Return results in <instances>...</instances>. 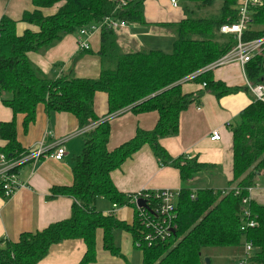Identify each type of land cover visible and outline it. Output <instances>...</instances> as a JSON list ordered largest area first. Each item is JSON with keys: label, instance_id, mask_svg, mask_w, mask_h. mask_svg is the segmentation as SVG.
Returning a JSON list of instances; mask_svg holds the SVG:
<instances>
[{"label": "trees", "instance_id": "16d2710c", "mask_svg": "<svg viewBox=\"0 0 264 264\" xmlns=\"http://www.w3.org/2000/svg\"><path fill=\"white\" fill-rule=\"evenodd\" d=\"M182 1L186 19L170 27L174 38L169 52L152 49L125 53L116 32L102 29L98 52L101 72L96 79L76 78L72 72L47 76L28 55L47 52L66 36H75L108 17L129 25H146V0H131L126 6H120L118 0H30L32 9L25 10L19 20L8 15L0 18L2 104L15 117L25 116L24 131L35 121L40 105L45 106L47 113L73 114L79 128L85 131L83 150L73 159V185L55 187L49 196L72 199L71 216L42 231L24 233L18 242L0 240V264H40L52 246L68 240H82L86 246L79 264H93L98 230L104 233V249L118 258L124 257L114 243V233L122 230L131 234L136 249L142 252V264H207V259L212 264L208 252L214 249L229 250L230 264H236L247 243L253 245L252 264H264V204L254 200L247 206L242 203L249 197L248 188L256 185L259 177L264 180V103L254 100L229 125L233 136V178L228 190L189 188L188 183L209 166L195 158H173L161 145L162 139L179 135L182 114L192 105L199 107L205 93L221 99L244 90L216 81L214 69H209L237 45L235 35H224L220 29L238 21L241 0ZM217 2L221 3L219 10L204 16L203 11ZM262 3L251 9V24L242 36L244 42L264 37V0ZM56 7L54 13L46 14ZM20 25L28 27L21 34ZM244 72L252 85H264V46L245 65ZM190 80L203 89L185 94L183 84ZM98 93L107 96L108 111L104 117L95 111ZM128 110L136 115L156 112L157 124L151 131L138 129L134 138L110 151L109 119ZM0 139L7 143L0 154L8 162L29 155L18 141L15 119L0 123ZM145 146L161 166L178 170L185 185L179 191L170 237L157 238L151 246L144 241L149 231L131 198L134 194L121 193L111 178L112 172ZM236 189L240 191L238 195ZM3 195L0 181V196ZM100 198L114 207H133L132 225L100 212L96 206ZM157 207V203L150 202L151 211ZM246 210L256 226L243 231Z\"/></svg>", "mask_w": 264, "mask_h": 264}, {"label": "crops", "instance_id": "0c3cea01", "mask_svg": "<svg viewBox=\"0 0 264 264\" xmlns=\"http://www.w3.org/2000/svg\"><path fill=\"white\" fill-rule=\"evenodd\" d=\"M170 1L146 0L144 4L146 25L128 24L126 29L119 31V34L116 32L118 44L123 52L133 53L138 49L153 48L154 46L141 39L143 37L159 40L167 36L165 39L170 38L169 40L173 42L170 27L186 19V14L181 7L174 8ZM31 9L30 0L8 2L0 0V18L8 15L19 20L25 10ZM166 30H169L168 33ZM100 35L98 32L91 38V52L78 51L76 35H69L46 54L30 53L28 56L47 76L59 77L63 72H72L76 78L96 79L101 72L98 57L101 47ZM61 64V68L58 69ZM213 74L216 81L223 82L229 88L244 90L221 99H217L210 92L206 93L199 107L192 105L182 114L179 135L161 140V145L173 158L180 156L195 158L199 163L209 166L188 183L192 190L230 188V181L233 178V136L229 125L255 100L249 89L245 90L246 75L238 63L215 67ZM202 89V85L192 80L183 84L185 94L196 93ZM94 105L99 117L107 114L105 94L98 93ZM13 119L16 121L18 141L22 148L29 152L30 157L39 151L42 152L39 160L28 159L20 167L18 180L23 187L10 199L0 196V240L18 242L24 233L42 231L51 224L71 216L72 199L63 196L49 199V196L55 187L73 185V159L83 150L85 131L79 128L78 119L73 114L47 113L44 105L38 106L35 121L30 124L27 131H24L25 116L15 117L13 112L2 104L0 98V123L11 122ZM109 120L111 137L108 149L113 151L134 138L138 129L153 130L158 121V114L152 112L136 115L128 110ZM214 130L221 133L222 138L219 142L210 139ZM6 145L7 143L0 139V149ZM60 145L65 148L66 156L62 161H55L51 155ZM111 178L116 188L127 195L144 190L180 191L185 186L181 182L179 171L161 166L148 146L128 159L119 170L112 172ZM252 196V200L264 204V185L256 189ZM96 206L105 215H115L118 220L128 225H132L134 221L135 211L131 206L114 208L104 198L98 199ZM124 234L126 244L123 243L119 248L124 258H118L104 249V233L98 230L97 256L93 264H129L131 256L129 245L131 244L135 250L136 247L131 234L125 231ZM85 253L86 246L82 240H68L52 246L48 256L40 264H79Z\"/></svg>", "mask_w": 264, "mask_h": 264}, {"label": "built area", "instance_id": "2783aa9c", "mask_svg": "<svg viewBox=\"0 0 264 264\" xmlns=\"http://www.w3.org/2000/svg\"><path fill=\"white\" fill-rule=\"evenodd\" d=\"M120 6H126L131 0H118ZM171 5L174 8H178V1L171 0ZM262 0H241V4L238 11V21L234 24H225L221 27L220 32L224 35H235L237 39L236 47L224 56L221 60L216 62L214 65L210 66L209 69H214L215 67L222 66L228 63H238L244 70L245 65L251 61L264 46V37L253 40L250 42H244L242 36L251 24V9L257 6H262ZM128 24L124 21L115 18H105L100 24L92 25L90 27H85L81 29L77 37L78 51L85 52L91 49V38L102 29H108L112 31H119L126 29ZM245 74V72H244ZM247 80V78H246ZM246 86L249 91L254 96L255 100L264 103V85H252L248 80L246 81ZM222 136L219 130L212 131L210 137L211 141L219 142ZM42 152L27 155L21 160L8 162L4 154H0V181L2 183V188L4 191L3 198L10 199L13 195L23 187L18 180V173L14 172L25 163L28 159L39 160L41 158ZM66 156L65 148L60 145L57 147L56 151L51 155V158L55 161H62ZM255 188H258V184L253 187L248 188L249 197L244 198L242 203L247 206L252 200V195ZM239 189H236V195L239 194ZM179 196V191L171 189H163L157 191H140L132 195V200L136 204L139 217L142 220V224L149 233L144 235V241L151 246L153 242L160 238L161 240H166L170 237L171 232L174 228L173 222L175 219V209L176 203ZM192 198H194L192 196ZM139 200H144L146 202L147 208H141L137 205ZM157 203L158 207L155 211H151L149 204ZM116 208V206L114 207ZM242 230L252 229L256 226V223L250 219V212H244ZM253 252V245L247 243L240 257L237 258L236 264H252L251 253Z\"/></svg>", "mask_w": 264, "mask_h": 264}, {"label": "rangeland", "instance_id": "374dc122", "mask_svg": "<svg viewBox=\"0 0 264 264\" xmlns=\"http://www.w3.org/2000/svg\"><path fill=\"white\" fill-rule=\"evenodd\" d=\"M5 1H9V0H5ZM29 1V0H28ZM178 1V5L179 7L182 8L183 11L186 10V5L185 3L182 1V0H177ZM5 5H7L5 3ZM221 6V3L220 2H217L215 4L214 7H212L211 9H207V10H204L203 11V15H207L209 13H214V12H217L219 10ZM31 7V5H30ZM57 8V7H56ZM56 8L55 9H52L50 11H48L46 14H52L56 11ZM24 28H27V26H24V25H21L19 26L18 28V32L21 34L24 30ZM121 31V30H119ZM119 31L118 34L120 33ZM168 33L169 30H166ZM165 36V35H164ZM170 36V35H169ZM172 36L174 38V33L172 31ZM165 38H168L167 36L164 37V39H154L152 37L150 38H146V37H143L141 38L142 40H144L145 42H147L148 44H151L152 46H154L153 48L155 49H159V50H164L165 52H169L172 48V41H170L169 39H165ZM171 42V43H170ZM152 47H148V49H138L137 51L135 52H139V51H143V50H152L153 49ZM47 52H43L41 53L42 55L46 54ZM230 53V52H229ZM35 65V64H34ZM59 66H62L59 65ZM38 67V66H37ZM39 68V67H38ZM40 69V68H39ZM206 94V93H205ZM259 176H262V175H259ZM199 184V183H198ZM207 184V182H206ZM258 188H255V189H259L260 187H263L264 185V180L262 177H259L258 178ZM114 243L116 245L117 248H120L122 247L123 243L126 244V240H125V234H124V231L122 230H118L114 233ZM129 249L131 250V256L129 258V264H142L143 262V255H142V252L139 251L138 249H134L133 246L130 244L129 245ZM242 251H240L241 253ZM208 255H210L213 259V263L212 264H230V252L229 250H224V249H214V250H211L210 252H208ZM235 257L232 258V260L234 259ZM237 258V257H236Z\"/></svg>", "mask_w": 264, "mask_h": 264}, {"label": "water", "instance_id": "95a60500", "mask_svg": "<svg viewBox=\"0 0 264 264\" xmlns=\"http://www.w3.org/2000/svg\"><path fill=\"white\" fill-rule=\"evenodd\" d=\"M137 205H138L139 207H141V208H147L146 202H145L144 200H139L138 203H137ZM206 263H207V264H210V260L207 259V260H206Z\"/></svg>", "mask_w": 264, "mask_h": 264}]
</instances>
